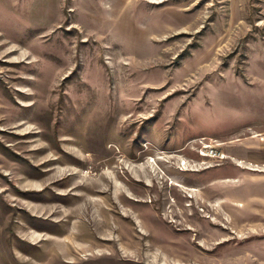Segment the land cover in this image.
Segmentation results:
<instances>
[{
    "label": "rangeland",
    "instance_id": "1",
    "mask_svg": "<svg viewBox=\"0 0 264 264\" xmlns=\"http://www.w3.org/2000/svg\"><path fill=\"white\" fill-rule=\"evenodd\" d=\"M0 264H264V0H0Z\"/></svg>",
    "mask_w": 264,
    "mask_h": 264
},
{
    "label": "bare ground",
    "instance_id": "2",
    "mask_svg": "<svg viewBox=\"0 0 264 264\" xmlns=\"http://www.w3.org/2000/svg\"><path fill=\"white\" fill-rule=\"evenodd\" d=\"M67 141H69L67 143L70 144L71 146L77 145L75 140H67ZM72 154H73V152H72ZM209 156H212V155H209ZM223 156H225V155H223ZM246 167H249V166L247 165ZM251 169H255V168H251ZM73 173H75V172H73ZM73 175L76 176L77 174L75 173ZM91 186H95V185L91 184ZM75 188H79L83 191L82 193L77 194V196H76V198H78V201L81 202V205L73 206V207H71V209H68V208L62 209L60 211V213L61 214L64 213L67 218L63 220V226L61 228L57 229L56 233L58 232V230L60 231L64 228H66V225L67 226L69 225V226H72L73 228H75L73 231H69L65 235V239H66L65 241H67V244L69 245V247H71V242H73L75 240H82V241H86L89 243V245L87 246L86 249L92 250L93 248H102L103 246L106 245V241L108 238L105 235L109 234L110 229H111L110 224H111V221H113V222L117 223V225H119L118 226V231H119L118 236H120L121 243L123 244L124 238H125V233H123V231H122V224H121L120 220H121L122 216H124V215L122 213L121 214L119 213L120 216L115 215V214L109 215L108 214V213H110L109 210H107L102 205H100V202L97 201L95 198H91V197H93V195L95 193L97 194V192L93 189V187H90V184L86 185L84 183H78L75 185ZM116 189L119 190V187L116 186ZM230 193H231V196H235V197L237 196V194L234 193L235 194L234 195L233 192H230ZM88 197H90V199H88ZM117 198L122 203H127V204H133L134 203L132 198L124 195L123 192L118 193ZM74 202H75V200L71 204H73ZM89 203H90V205L92 203V206L96 209H94V210L88 209ZM84 204H85V206H84ZM239 204H241V203H239ZM86 215H87L88 219H86L87 217L85 218ZM72 219H74V221H72ZM89 222L94 223L96 226L92 227L90 225L91 223L89 224ZM65 231L66 230L64 229L63 231L57 233L54 237L52 236L50 241L51 242L55 241V243L57 245L61 244L63 242V240H57L56 237L58 234H59V236L63 235L65 233ZM153 241H155V240L153 239ZM110 242L113 243L114 241L111 239ZM162 249L165 252H168V249L166 247H163ZM72 250H74V249L72 248Z\"/></svg>",
    "mask_w": 264,
    "mask_h": 264
},
{
    "label": "built area",
    "instance_id": "3",
    "mask_svg": "<svg viewBox=\"0 0 264 264\" xmlns=\"http://www.w3.org/2000/svg\"><path fill=\"white\" fill-rule=\"evenodd\" d=\"M201 152L204 153L205 151L202 150Z\"/></svg>",
    "mask_w": 264,
    "mask_h": 264
}]
</instances>
